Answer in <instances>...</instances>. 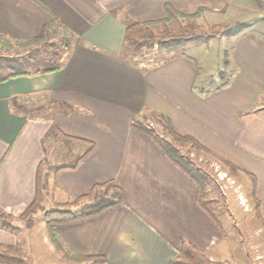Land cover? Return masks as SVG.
<instances>
[{
	"label": "crops",
	"instance_id": "crops-1",
	"mask_svg": "<svg viewBox=\"0 0 264 264\" xmlns=\"http://www.w3.org/2000/svg\"><path fill=\"white\" fill-rule=\"evenodd\" d=\"M239 2L0 0V34L31 37L55 25L70 41L61 69L0 82V212L19 217L36 195L39 168L52 161L43 201L61 204L107 181L124 192L122 203L58 227L74 253L104 256L103 264H169L185 239L214 261L235 263L243 238L226 229L208 193L210 212L198 203L196 183L132 122L164 114L179 132L243 170L245 181L253 174L255 212L264 224V37L234 36V76L223 88L199 91L201 63L194 56L137 62L124 34L129 19L163 20L168 8L192 14L205 7L215 22L228 23ZM0 243L17 246V232L0 225Z\"/></svg>",
	"mask_w": 264,
	"mask_h": 264
},
{
	"label": "rangeland",
	"instance_id": "rangeland-1",
	"mask_svg": "<svg viewBox=\"0 0 264 264\" xmlns=\"http://www.w3.org/2000/svg\"><path fill=\"white\" fill-rule=\"evenodd\" d=\"M239 3L235 5L238 10H233L231 12L228 23L215 22L214 16L217 15H211L207 12V8L201 7L204 11L199 15L197 21L209 27L220 26V28L208 30L213 33L209 39L195 40L186 44L184 49H180L185 51V55L186 53H190V55L194 56L195 59L201 63L200 77L197 81V87L199 86L200 88L199 91H204L203 87H207L208 89L223 88L227 86L231 77L234 76L236 66L229 61V55L233 54L235 43V39H233L234 36H230L232 32L245 26L246 29L244 31L256 33L264 37V6H260L261 4L258 3L257 0L255 3H252L253 7L248 5L249 0H240ZM261 3H264V0H261ZM198 10L194 13L198 12ZM220 13L224 15L226 10H221ZM185 22L186 20H182L180 17H174L171 19V23L167 25L169 27H177L185 24ZM163 27H165L163 23L157 25V28ZM225 27L227 29L223 31ZM45 29L47 30L45 37H43L45 40L33 44L32 46L23 48L15 47L13 49L0 46V70L3 74L18 70L28 72L35 71L38 68H42L44 61L49 58H53V60L60 63V65L63 64L66 59L67 48L69 47L70 41L62 38L61 33L57 32L55 25L52 26V30L48 26H42L40 30L31 37L15 38L3 35L14 40H29L42 35L44 36L43 32ZM129 51L131 52V50ZM177 53H179V51H172L155 45L151 48H143L142 51L137 53L131 52V55H133L137 62L141 61L144 64L151 65ZM4 58L13 59L12 63L15 62V64L9 63L4 60ZM260 105L264 109V95L261 98ZM42 113L43 112H41V114ZM153 117L154 116H151L150 121L154 123L157 131L162 133V128L160 125H156ZM52 140L51 144L56 145L57 142ZM176 143V145L180 147V150L184 153H188L190 158H192L199 167L203 168V172L208 178L206 187L208 190V200L212 197V206L216 207L215 209L218 214L221 212V214L225 216L226 229L228 228L230 233L233 232L236 238L238 236L243 238L241 243L242 248L239 249V251L238 249L235 250V252L238 251L237 256L240 257L235 259V263L264 264V224L259 219V214H256L257 211L255 212L254 199L251 198L252 183L249 173L246 174L249 179L245 181L243 170L239 172V169H233L228 166V163L223 160V154L219 155L213 152H206L190 144ZM56 164L54 165L52 161H47L44 168H42L40 181L43 189L48 190L49 187H51L45 182L47 179L46 175L48 176ZM112 192L111 187L108 189L106 187H101L98 188L94 194L85 199L76 201V198H73L61 204L54 201H43L44 195H42L40 204L33 213H28L22 217L25 210L16 218L8 214L10 217L6 220L18 227L16 232L19 243L15 246L19 249L22 258L19 264H103V261L97 259L85 260L81 263H77L63 257L61 251L55 247L48 237L45 213L50 210L58 209L75 210L77 208H88V206L99 202L101 198L103 199L105 197L104 199H106L107 196L111 197ZM32 242H34L36 244L35 247L38 248L36 252L31 250ZM233 242L236 244L235 241ZM252 242H255L254 250L251 247ZM243 243L246 245V250Z\"/></svg>",
	"mask_w": 264,
	"mask_h": 264
},
{
	"label": "trees",
	"instance_id": "trees-1",
	"mask_svg": "<svg viewBox=\"0 0 264 264\" xmlns=\"http://www.w3.org/2000/svg\"><path fill=\"white\" fill-rule=\"evenodd\" d=\"M258 3L261 4V0H257ZM204 11V9L200 8L198 12L193 14H183L179 13L171 8H168V16L163 20H155V21H140L135 19H129L126 23L125 27V44L128 49L133 53H137L142 51L143 48H151L155 45L160 48L169 49L172 51H179L178 54L185 55L183 50L186 44L193 42L195 40L209 39L213 34L208 30H215L220 28V26L209 27L206 24H200L197 20L199 15ZM174 17H180L182 20H186L185 24L179 25L177 27H169L167 24L171 23V19ZM165 24L163 28H157L159 24ZM227 28L225 27L223 31ZM246 29L245 26L240 29L232 32L230 35L235 36ZM47 30H44V36H39L29 40H14L12 38H8L3 34H0V46L7 49H13L15 47H28L33 44L39 43L42 40H45V34ZM4 60L8 61L11 64L13 59L4 58ZM15 61V60H14ZM62 65L60 63L53 60V58H49L44 61V65L42 68H38L35 71H12L6 74H3L0 70V82L6 81L7 79L20 75H31V74H39V73H48L61 69ZM228 85V84H227ZM153 120L156 122V125H160L162 128V133H159L154 126L153 122H144L142 120H134L132 122V127L140 132L141 134L151 138L161 149V151L189 178H191L198 187V203L205 208V210H209L206 205L205 195L208 192L206 189L208 184V178L203 172V168L199 167L196 162L190 158L188 153H184L180 150V147L176 145L178 143L181 144H190L200 150L209 152L210 150L206 148L201 142H199L194 137L183 134L179 132L175 126L173 125L170 118L161 113H154ZM171 138V139H169ZM64 138L67 141H72L73 139L64 135ZM90 149V148H89ZM88 149V150H89ZM87 150V151H88ZM86 151V152H87ZM86 153L79 156L77 161H80L82 157L85 156ZM230 165L231 168L237 169L234 163L230 162L227 159H223ZM76 163L72 166L75 167ZM66 168V166L58 167L57 170H61ZM42 169L39 168L37 174V190L36 195L30 205L27 207L26 211L22 214V217L27 215L28 213H33L40 204L41 196H42V183L40 181ZM252 181V196L254 197L255 209H259V198L257 197V181L256 177L253 174H250ZM106 187L107 189L111 187L112 196H107L106 199H100L99 202L94 203L93 205L88 206V208H77L75 210L71 209H58V210H50L45 213V222L48 232V237L51 242L55 245V247L61 251L63 257L72 260L77 263H81L85 260H101L105 261L104 256H89V255H80L71 251L65 244L63 238L59 234L58 227L63 224L77 222L83 219L90 218L92 216L98 215L109 208L118 205L124 200V192L123 190L115 184L113 181H107L103 184L96 185L93 187L87 194L82 195L76 198V201L85 199L96 192L98 188ZM209 189V188H208ZM10 217L5 212H0V225L4 227L8 231H16L18 229L17 226L13 225L12 222L7 221ZM22 258L19 252V249L15 245H7L0 243V264H19ZM169 264H236L229 260L223 261H214L212 260L206 253L199 250L196 246H194L189 241L182 239L181 245L178 248L174 257L170 260Z\"/></svg>",
	"mask_w": 264,
	"mask_h": 264
}]
</instances>
